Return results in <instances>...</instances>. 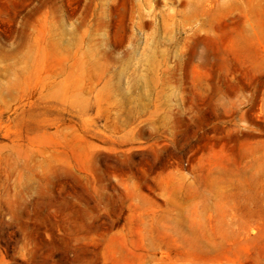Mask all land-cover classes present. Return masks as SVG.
Listing matches in <instances>:
<instances>
[{"label": "rangeland", "instance_id": "1", "mask_svg": "<svg viewBox=\"0 0 264 264\" xmlns=\"http://www.w3.org/2000/svg\"><path fill=\"white\" fill-rule=\"evenodd\" d=\"M0 264H264V0H0Z\"/></svg>", "mask_w": 264, "mask_h": 264}]
</instances>
